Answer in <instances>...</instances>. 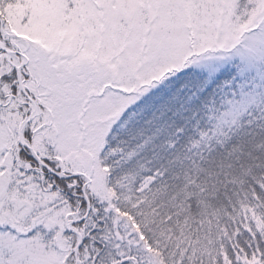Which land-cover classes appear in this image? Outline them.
I'll list each match as a JSON object with an SVG mask.
<instances>
[{"label": "snow or ice", "instance_id": "6c2138e0", "mask_svg": "<svg viewBox=\"0 0 264 264\" xmlns=\"http://www.w3.org/2000/svg\"><path fill=\"white\" fill-rule=\"evenodd\" d=\"M0 264H264V0H0Z\"/></svg>", "mask_w": 264, "mask_h": 264}]
</instances>
